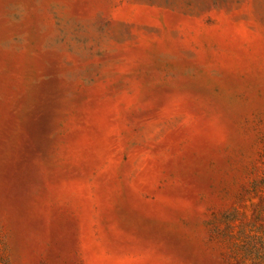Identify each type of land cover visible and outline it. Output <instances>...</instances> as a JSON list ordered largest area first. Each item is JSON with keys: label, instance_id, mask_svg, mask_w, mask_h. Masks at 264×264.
Masks as SVG:
<instances>
[{"label": "rangeland", "instance_id": "374dc122", "mask_svg": "<svg viewBox=\"0 0 264 264\" xmlns=\"http://www.w3.org/2000/svg\"><path fill=\"white\" fill-rule=\"evenodd\" d=\"M0 264H264V0H0Z\"/></svg>", "mask_w": 264, "mask_h": 264}]
</instances>
